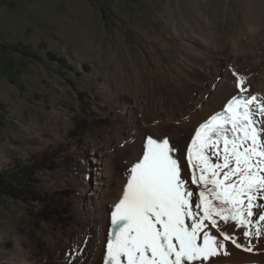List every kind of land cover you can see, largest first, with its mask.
<instances>
[{
    "label": "rangeland",
    "instance_id": "374dc122",
    "mask_svg": "<svg viewBox=\"0 0 264 264\" xmlns=\"http://www.w3.org/2000/svg\"><path fill=\"white\" fill-rule=\"evenodd\" d=\"M233 71L261 88L264 0H0V174L39 165L41 195L0 199V264H105L111 212L149 136L168 138L195 191L187 147L237 95ZM205 90L211 105L190 113ZM95 151L108 187L90 207Z\"/></svg>",
    "mask_w": 264,
    "mask_h": 264
},
{
    "label": "snow or ice",
    "instance_id": "6c2138e0",
    "mask_svg": "<svg viewBox=\"0 0 264 264\" xmlns=\"http://www.w3.org/2000/svg\"><path fill=\"white\" fill-rule=\"evenodd\" d=\"M233 75L237 95L187 147L195 191L168 138L146 139L111 212L105 264H210L229 254L226 241L246 252L255 247L227 228L264 237V100L250 93L246 76Z\"/></svg>",
    "mask_w": 264,
    "mask_h": 264
},
{
    "label": "bare ground",
    "instance_id": "6f19581e",
    "mask_svg": "<svg viewBox=\"0 0 264 264\" xmlns=\"http://www.w3.org/2000/svg\"><path fill=\"white\" fill-rule=\"evenodd\" d=\"M237 54H240V53H237ZM254 61H257V60L254 59ZM248 67H249V65L248 64H245L243 66V69L244 70H248ZM249 77H250V75H249ZM262 79H264V78H262ZM247 82H248V87L254 88L256 90L255 92L261 90L260 92H263V94H264V81L261 82V83H258V84L261 85V88L260 89H258L257 86H254L253 87L251 81H247ZM229 84H230V87L235 86V83H233V84L232 83H229ZM209 89L212 90L211 89V86H210ZM215 96H216V94H215ZM215 96H213V93H211V91L209 93L208 91L205 90L204 93L201 94L200 99L199 100H196L194 102L195 108H191L193 110H189V112L192 113V114L195 113V115H196V113L198 111L195 110V109L197 107H200V106L204 105L205 103L207 105V106L205 105V107L208 108L211 105V102L213 101V99H214ZM208 116H210V114ZM183 123H185V122H183ZM198 124L196 126H198ZM89 160L96 167V170H95L96 171V174H95L96 175V180L95 181H97L96 184H94V186H91L90 187V194L88 195V199L86 198L87 203L90 204V207H91L93 204H94V206H96L97 204H99V202H102L103 201V200L102 201H100V200L106 194V189H104V186L106 188L108 187V184L106 185V182L103 179H105L106 176L109 173V165H108L107 156L105 155V153H103L101 151L92 152V155H91V157H90ZM99 182H102V183L98 184ZM99 206H101V205H99ZM226 230L229 231L230 233H234V235L239 238L238 239V242L239 243L244 244L246 246L249 245V244H252V245H255V247H254V249H253L252 252H246V251H243L242 249L236 248L234 245L231 244L230 241H226L225 242L226 250H227V252L229 254L227 256L220 255L218 257H215L216 259H218V258H226L228 260L230 259V260H232V262H230V264H264V259H263V257H264V237H262L260 239H254L253 238V239H250L249 240V239H246L243 236V230H234L232 228H227ZM212 231H213L214 234L217 235V237H218L219 240H223V237H220L218 233H215V230L214 229ZM96 242H97V240H96ZM87 249L90 250V248H87ZM88 252L90 253V251H88ZM94 252H97L96 248H94ZM96 255H97V253H94L92 255L90 254V255H88V259L91 256H93L92 258H95ZM220 263L225 264L223 262H220ZM226 264H227V262H226Z\"/></svg>",
    "mask_w": 264,
    "mask_h": 264
},
{
    "label": "trees",
    "instance_id": "16d2710c",
    "mask_svg": "<svg viewBox=\"0 0 264 264\" xmlns=\"http://www.w3.org/2000/svg\"><path fill=\"white\" fill-rule=\"evenodd\" d=\"M53 57H54V62L57 63L59 66L63 67L64 69L65 67H68L67 61L63 57H60V56H53ZM83 67L90 70L88 65H83ZM38 168H40L39 165L38 166L35 165L34 168L19 165L15 169L13 168L14 169L13 171L12 170L8 171L11 173H5V174L1 173L0 174V199L3 197H7L9 199H13L14 201H21L28 207H30L31 205H33V203L37 201L39 204V202L41 201L40 200L41 195H39L38 189L33 188V186L31 185L33 180L30 179L35 173V170ZM43 205H48V204H43ZM48 208H50V206H47L46 208L43 207L37 210L38 220L40 221H43V219L46 221L48 220V211H47ZM26 219H28L29 222L36 223L35 222L36 218L35 220H33V218H30L27 215Z\"/></svg>",
    "mask_w": 264,
    "mask_h": 264
}]
</instances>
